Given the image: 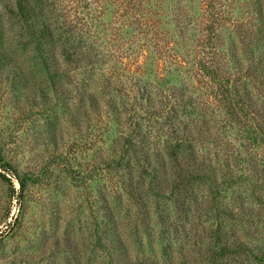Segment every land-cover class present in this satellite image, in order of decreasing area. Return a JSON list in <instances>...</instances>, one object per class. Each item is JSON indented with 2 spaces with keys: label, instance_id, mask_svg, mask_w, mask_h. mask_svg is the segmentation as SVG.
<instances>
[{
  "label": "rangeland",
  "instance_id": "374dc122",
  "mask_svg": "<svg viewBox=\"0 0 264 264\" xmlns=\"http://www.w3.org/2000/svg\"><path fill=\"white\" fill-rule=\"evenodd\" d=\"M16 1L0 0V51L13 65L0 70V154L31 181L19 195L15 178L16 192H12L0 177V264H118L121 251L111 249L105 239L102 244L98 236L103 193L130 264H209L211 236L220 223L226 235L238 237L254 251L264 249V178L259 176L264 147L253 153L235 132L230 141L217 146L220 160L228 158L222 171L226 176L238 179L237 153L243 165L255 162L258 171H247L243 177L248 181L238 179L219 190L214 201L207 186L200 185L194 195L177 202L159 201L156 206L150 198L146 207L130 204L123 190L127 170H110L106 175L102 170L111 157H117L120 128L112 121L115 116L111 119L91 110L81 113L73 106L66 109L62 100H56L34 41L13 13ZM132 1L28 0L35 10L42 7L40 15L56 39L66 38L89 51L92 64L80 76L81 83L100 98L123 96L129 106L139 102L136 95L166 92L172 85L195 93L198 85L190 71L194 62L209 59L204 45L207 20L219 15L215 6L210 7L213 1L162 0V9L158 0ZM241 1L233 23L249 21L250 7L257 5L264 15V0ZM231 24L223 33L236 40L237 29ZM10 71H17V78L11 79ZM27 91L36 94L27 99ZM41 91L48 98L38 97ZM212 108L218 110L214 104ZM209 150L206 145L202 151ZM0 172L7 174L1 168ZM160 215L169 217L163 222ZM233 259L228 264H258L245 250Z\"/></svg>",
  "mask_w": 264,
  "mask_h": 264
},
{
  "label": "trees",
  "instance_id": "16d2710c",
  "mask_svg": "<svg viewBox=\"0 0 264 264\" xmlns=\"http://www.w3.org/2000/svg\"><path fill=\"white\" fill-rule=\"evenodd\" d=\"M212 1L210 7L215 6L219 15L214 21L207 20L208 44L204 45L209 59L192 64L191 78H196L198 85L195 93L190 92L187 87L172 85L166 92L160 89L153 94L146 92L136 95L139 102L129 106L123 96L119 99L100 98L96 91L82 87L80 76L92 64L89 51L71 44V40L66 38L63 41L56 39L50 24L40 15L43 13L42 7L35 10L28 0L16 1L13 13L22 20L25 32L34 41L41 68L56 100H62L66 109L73 106L81 113L91 110L109 115L111 119L112 115L115 116L112 121L120 128L117 131V157H111L102 170L105 175L110 170H127L128 180L123 190L127 201L132 205L146 207L150 198L154 199L152 204L156 206L159 201L177 202L181 197L194 195L193 191L200 185L207 186L212 193L211 200L214 201L219 190L233 185L238 179L248 181L243 177L248 176L247 171H258L255 162L243 165L240 153H237L235 160L240 168L238 179L230 174L226 176L227 173L222 171L227 167L224 165L228 158L221 155L224 159L220 160L217 146L223 140L224 144L227 143L226 140L230 141L229 138L235 132L234 136L243 138L242 141L251 145L249 149H254L253 153L264 147V15L259 5L250 7L252 13L249 21H241L239 25L233 23V20H237L235 16L243 1ZM158 2L159 9L165 8V2ZM132 3L135 5L133 1ZM148 13L156 15L151 10ZM149 23V27L154 25L151 21ZM229 23L237 29L234 32L236 40L231 36L225 37L223 33L224 27ZM243 23L248 28H244ZM182 31L183 28L179 30L180 33ZM10 62L7 54L0 51V70L13 68ZM9 74L11 79L18 76L17 71H10ZM130 90L140 92L138 89ZM33 94L36 93L28 92L26 98L29 99ZM37 95L48 98L42 91ZM203 95L211 102L205 100ZM213 104L218 112L214 108L209 109ZM206 145H210L209 152L202 151ZM243 148L246 149V146ZM212 149H215L214 153ZM0 168L7 173L0 172V177L10 184L11 191L16 192L12 184V179L15 178L19 186L18 193L22 195L31 181L30 177L20 175L14 165L4 160L2 154ZM261 171L260 179L264 178V169ZM255 179L257 181L253 185L256 186L258 177ZM262 186L264 188L261 183ZM254 199L260 202L257 195H254ZM101 202L100 224L103 225L98 236L102 244H105V239L111 249L113 246L121 251L118 264H130L132 261L125 252L114 213L104 193L101 194ZM221 211L228 217L233 216L231 212ZM244 214L250 216V213ZM160 216L163 222L164 218L169 217ZM145 224L143 227L147 229L148 224ZM223 230L220 223L214 228L213 235L211 233L210 242L214 245L207 254L209 264H228V261H234L233 258L244 250L250 253L252 261L264 264L263 248L254 251L243 240L234 235L231 238ZM153 264L157 263L153 261Z\"/></svg>",
  "mask_w": 264,
  "mask_h": 264
}]
</instances>
